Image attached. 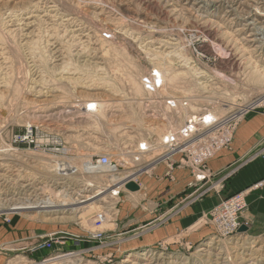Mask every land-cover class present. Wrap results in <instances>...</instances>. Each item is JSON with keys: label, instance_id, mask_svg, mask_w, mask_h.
<instances>
[{"label": "rangeland", "instance_id": "obj_1", "mask_svg": "<svg viewBox=\"0 0 264 264\" xmlns=\"http://www.w3.org/2000/svg\"><path fill=\"white\" fill-rule=\"evenodd\" d=\"M263 10L264 0H0V264H243L242 249L264 244V190L252 210L246 193L237 215L242 226L231 234L211 215L228 196L201 211L189 231L145 242L188 205L220 194L225 181L213 180L208 162L231 147L248 114L264 109ZM152 69L163 80L160 93L145 88L136 95L134 85L145 87L140 79ZM88 98L103 102L95 114L78 108ZM207 115L216 122L198 126L195 146L159 162L194 169L196 190L168 215L158 205L152 222L127 232L129 193L124 187L113 199L110 186L128 175L137 183L149 179L130 209L144 216L145 202L158 200V163L150 160L166 152L163 138L183 141L177 133L184 124ZM27 126L37 142L12 143ZM141 143L149 148L141 151ZM102 155L118 163L117 173L85 171ZM59 164L74 170L62 175ZM27 192L73 206L10 211ZM84 196L93 202L77 210L91 202L77 203ZM101 212L106 220L97 227ZM52 233L64 238L34 248ZM61 253L72 255L45 263Z\"/></svg>", "mask_w": 264, "mask_h": 264}, {"label": "crops", "instance_id": "obj_2", "mask_svg": "<svg viewBox=\"0 0 264 264\" xmlns=\"http://www.w3.org/2000/svg\"><path fill=\"white\" fill-rule=\"evenodd\" d=\"M264 109L248 114L238 125L232 145L229 149H225L217 153L208 162V171L214 174L213 180L225 181L220 194L210 195L212 197L205 198L202 202H196L180 213L171 217L167 223L157 233L151 232L149 239L145 242L148 244L156 243L175 234L189 231L199 223V215L201 211L205 214L212 209L218 202L225 197L231 196L236 192L249 188L250 186L264 180ZM165 163L156 164L154 172L156 177L160 176V186L157 201H147V213L140 215L139 210L131 211V207L140 204L135 202L137 198L134 194L140 192L143 186L148 185L149 179L145 182L139 181L140 190L128 194H123V198L127 202V206L122 210V219L128 220L127 232L135 229L143 228L145 224L152 222L157 216L158 205L162 208L163 215H168L169 211L174 209L196 189L193 185H198L195 179V170L190 167H177L172 170ZM171 170V171H170ZM159 175V176H157ZM211 180V178H210ZM264 190V186L259 189H253L247 196V203L252 210L260 197L259 194ZM160 210V208H159ZM160 214V215H161ZM204 214V215H205ZM159 216V215H158ZM203 217V216H202ZM140 224H143L140 226Z\"/></svg>", "mask_w": 264, "mask_h": 264}, {"label": "built area", "instance_id": "obj_3", "mask_svg": "<svg viewBox=\"0 0 264 264\" xmlns=\"http://www.w3.org/2000/svg\"><path fill=\"white\" fill-rule=\"evenodd\" d=\"M140 81H142L145 88L148 89L149 91H151V93H156V91L160 92L161 91L160 88L163 85V80L161 79L160 75L157 73L156 70H153V69L150 71V74L143 75L141 77ZM153 95H155V94H153ZM148 100H150V99L148 98ZM80 103H81V105L78 108H79V110H81L84 113L95 114L96 109L100 108L99 105H97V103H94L91 101H89L87 103H83V102H80ZM169 104H172V102H169ZM258 107L259 106L255 107V109H257ZM233 116H229L228 119L232 118ZM196 118L197 117L195 116L194 119L187 121L188 123L186 124V126H183L179 130V132L177 133V135L180 136L183 139V141L176 140L175 134L174 135L171 134L170 135L171 138L169 140H165L163 142V144L167 147L166 152L163 155H160V156L150 160V162H153V164H155V163L159 164V162H163L165 160H170V159L174 158L176 155H179V154L183 155L186 152L185 151L186 149L195 146V144L199 141L198 139H199L200 134L198 132V126L201 125V126L208 127V126H212L214 124V122H216V121H211L208 118H206L204 121L200 122V120H197ZM231 120H233V119H229L227 122H230ZM222 122L225 123V119ZM36 142H37V139L34 136V126L25 127L24 131L17 134L15 136L14 140L12 141V143H14V144H20V143L26 144L27 143L30 145L34 144ZM195 156H197V158L199 159L200 157L203 158L205 155L203 154L200 156V155L195 154ZM263 157H264V155H263ZM135 160L139 161L140 157L139 156L136 157ZM96 162L100 165H103V166H112V167H110V169H108V172H111L113 174H115L119 171L118 163L116 161L112 160L109 155H102L101 157H99L97 159ZM197 162L200 163L201 161L197 160ZM146 165H144V166H146ZM137 176L138 175H136L135 180H136ZM197 178L198 179H201V178L205 179V177H200V176H197ZM129 180H132V178H130L128 175V177L126 176V177L122 178L121 180H119L118 183H116L118 185H116V184L112 185V188L108 191L110 197L113 199H118L124 190L125 183L128 182ZM119 184H121V185H119ZM263 184H264V180L254 184L252 187H249V188L244 189L242 191L236 192L233 195H231V197L228 200L223 201L221 204L216 206L212 210L211 215H213L214 219L217 221L218 227L219 226L222 227L223 230L228 234H231L234 231H237L238 229H240V227L242 225L240 222H238V216L237 215H238V212L244 210L246 207V202H245V198H244L246 193H249L253 188H258L259 186H262ZM235 205H237V206H235ZM105 220H106V214L102 213V212L99 213L97 218H96V221H95L96 226L97 227L102 226L103 223L105 222ZM60 234L61 233L48 234L46 236L47 238L44 239L43 241H41L34 248H40L41 246H44V245L49 246L55 242L60 241L61 239L64 238Z\"/></svg>", "mask_w": 264, "mask_h": 264}, {"label": "bare ground", "instance_id": "obj_4", "mask_svg": "<svg viewBox=\"0 0 264 264\" xmlns=\"http://www.w3.org/2000/svg\"><path fill=\"white\" fill-rule=\"evenodd\" d=\"M240 1H242V0H240ZM257 2V1H256ZM259 2H262V1H259ZM218 3V2H217ZM254 5V4H253ZM256 7V6H255ZM235 12V11H234ZM257 12H259V11H257ZM262 12H264V10L262 11ZM254 13V12H253ZM263 14V13H262ZM232 17V16H231ZM255 17V16H254ZM247 18V17H246ZM261 20V19H260ZM258 21V20H257ZM256 21V22H257ZM246 27V26H245ZM263 27V26H262ZM248 31V30H247ZM241 32V31H240ZM239 32V33H240ZM264 32V31H263ZM243 33V32H242ZM262 33V32H261ZM247 36V35H246ZM253 38V37H252ZM263 38V37H262ZM244 39H246V38H244ZM249 39V38H248ZM247 39V40H248ZM250 40V39H249ZM246 42V41H245ZM252 42V41H251ZM262 42V41H261ZM245 49V48H244ZM255 50V49H254ZM251 51V50H250ZM253 52V51H252ZM254 53V52H253ZM255 54V53H254ZM249 56V55H248ZM250 57V56H249ZM248 57V58H249ZM258 61V60H257ZM256 65V64H255ZM264 67V66H263ZM262 77H264V72L262 73ZM134 90H135V94L136 95H139V91H140V89H142V90H144L145 89V87H140V86H138V85H134ZM157 94H159L160 92H156ZM160 98V97H159ZM158 98V99H159ZM89 99V98H88ZM92 99V98H91ZM156 100V102H162V104H163V100L162 99H159V100ZM93 100H97V99H93ZM78 101V100H77ZM87 101H91L90 99L89 100H87ZM98 101H100V100H98ZM50 102V101H49ZM170 102H172V104H174L175 106H177V102H179L178 100H170ZM48 103V102H47ZM95 103V102H94ZM99 104L100 103H103L102 101H100V102H98ZM97 103V104H98ZM181 103V102H180ZM45 104V103H44ZM81 105V103H79V106ZM182 106H185V105H187V104H185L184 102L181 104ZM72 107H77V105H76V102H75V104L74 105H72ZM138 107H140V106H138ZM207 118L208 119H210L211 121H212V115H207ZM214 118V117H213ZM204 119V118H203ZM200 120V119H199ZM202 121V120H201ZM188 122H186L185 124H184V126H186V124H187ZM199 132V131H198ZM171 133V132H170ZM176 133V132H175ZM171 138V136H170V134H168V136L166 137V138H163L164 140H169ZM142 147V148H141ZM149 147H148V145L146 144V143H141L140 145H139V149L142 151H144V150H147ZM186 151V150H185ZM139 153V152H138ZM0 160H4V158H0ZM152 164H153V162H151ZM151 164V165H152ZM67 165V164H66ZM103 166V165H102ZM100 164H98L97 162L96 163H92V162H90V163H87L86 164V169H85V171L86 172H94V170L96 171L97 169H99V168H104V167H108V168H110V167H112V166H103L102 167ZM58 170L60 171V172H62V175H64V174H68V173H66V172H64V171H67V172H69V171H72V170H74V169H71V167H69V166H62L61 164H59V166H58ZM100 170V169H99ZM43 182V181H42ZM114 182V181H113ZM118 183V182H117ZM116 185H118V184H116ZM48 186H46V185H44V187H42L43 189V191H46L45 190V188H47ZM110 188H112V186H110ZM30 190V189H29ZM47 191H49V189L47 190ZM51 191V190H50ZM100 192V191H99ZM40 193V192H39ZM54 194V197H55V195H56V199H57V196H58V194H55V192L54 191H52L51 192V194ZM105 193V191H103V192H100V194L102 195V194H104ZM3 195V194H2ZM27 195H29V198H22V201H18V203H15V205H13L12 207L10 206V211H14V213H16L17 215L18 214H21V213H23V212H27V211H31V210H37L39 213H53V212H58L59 210H61V209H65V208H67V207H69L71 204H72V206H73V202H71V203H69V201H61V203H54L53 202V199L51 198V196H49V198H42V200L43 201H41L40 199H39V195H36V193H29V192H27ZM6 199V198H5ZM15 199V198H14ZM69 200V199H68ZM10 201V200H9ZM89 201H91L90 203H87V202H89ZM4 202V201H3ZM93 202V199H92V197H90V196H84L83 197V199H81L80 201H78L77 203H87L86 205H83V206H81V207H78V208H76L77 210H79V209H84L85 208V206H87V205H90L91 203ZM0 205H1V203H0ZM76 207H77V204H76ZM18 211V212H17ZM65 212V211H64ZM66 213V212H65ZM29 216V215H28ZM72 216V215H71ZM232 241V240H231ZM254 244V243H253ZM253 246V245H252ZM202 250H204V249H202ZM209 253V252H208ZM229 253V252H228ZM62 254V253H61ZM74 254V253H73ZM72 254H62V255H56V256H54V257H50V258H48V259H46V260H44L45 261V263H48V262H52V261H55V260H59V259H67L68 257H70ZM79 255V254H78ZM239 255H240V259H241V261L243 262V264H264V244H262V245H258V247L255 249V246H253L252 248H250V247H246V248H244V249H242L241 250V252L239 253ZM229 256V255H228ZM144 257V256H143ZM224 257V256H223ZM158 258V257H157ZM218 261V260H217ZM59 262V261H58ZM148 262V261H147ZM55 263V262H54ZM126 263V262H125ZM138 263V262H137ZM146 262H144V264H145ZM88 264V263H87ZM142 264V263H141Z\"/></svg>", "mask_w": 264, "mask_h": 264}, {"label": "water", "instance_id": "obj_5", "mask_svg": "<svg viewBox=\"0 0 264 264\" xmlns=\"http://www.w3.org/2000/svg\"><path fill=\"white\" fill-rule=\"evenodd\" d=\"M125 189L128 191L135 192V191L140 190V185L133 180H129L128 182L125 183ZM245 229L246 227L244 226L241 228V230H245Z\"/></svg>", "mask_w": 264, "mask_h": 264}]
</instances>
